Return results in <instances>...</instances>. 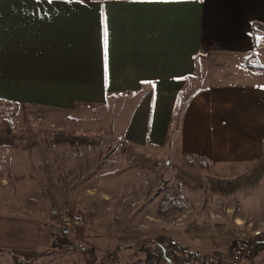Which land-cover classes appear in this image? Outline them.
<instances>
[{
    "label": "crops",
    "instance_id": "crops-1",
    "mask_svg": "<svg viewBox=\"0 0 264 264\" xmlns=\"http://www.w3.org/2000/svg\"><path fill=\"white\" fill-rule=\"evenodd\" d=\"M256 23L264 26V0H0V102L48 131L78 124L84 136L56 133L67 154H78L67 162L64 190L97 210L94 220L106 214L119 226L120 263L94 251L87 260L85 238L80 264H151L149 254L168 241L198 264L211 254L221 255L211 264H232L235 238L259 230L264 241V72L245 63L264 65ZM218 67L227 68L222 82L203 84ZM111 144L120 158L102 164ZM36 156L54 159L44 148ZM78 157L83 164L72 168ZM250 180L258 184L247 192ZM139 225L152 227L133 242ZM244 264H264V244Z\"/></svg>",
    "mask_w": 264,
    "mask_h": 264
},
{
    "label": "rangeland",
    "instance_id": "rangeland-1",
    "mask_svg": "<svg viewBox=\"0 0 264 264\" xmlns=\"http://www.w3.org/2000/svg\"><path fill=\"white\" fill-rule=\"evenodd\" d=\"M249 62H252V60L249 59ZM226 69V67H218L216 70H211V78L214 76L213 82L204 81L203 84L221 83V76ZM237 72L238 67L234 66L232 75H237ZM234 79L237 78L235 77ZM17 110L18 108L10 103L0 102V118L8 116L12 119V130L10 133L6 132L5 128H2L0 125V144L10 143V145L7 143L8 155L5 175L4 178H0V254L2 255L0 264H7L8 260L15 258L28 260L37 255L36 253L39 251H45V249L53 251V253L43 255L42 258L37 260L34 264H80L81 257L79 254L82 253L81 248L83 247L82 244L85 238L86 245L93 249L88 248L87 253L89 254L85 256L87 260L88 258H94L92 256L94 251V255L98 257L100 261L103 259L104 255L108 256V254H110L111 257H114L117 259L118 263H120L121 256L117 252L115 253L116 248H114L120 241V233L117 232L119 226L111 223L109 224L107 221L110 219L106 214V217L103 215L94 220L93 213L97 214V210L91 209L89 206L81 207L77 203L80 197H75L74 195L76 194L73 193V191L65 192L64 190L67 162L77 157L78 154L71 150L68 151L69 154H67L66 149L69 146L65 141L56 138V133L57 131L61 133L64 131L65 134L69 132L74 134L76 132V135L79 134L78 136H84V132H81V134L77 133L74 127H77L76 125L78 124L73 126L70 120L52 126V131H48L45 130L42 125L44 123L39 124L41 121H37L36 117L21 119ZM101 116L103 117V114H101ZM38 124L43 127L38 126ZM106 124L104 120L100 122V130H94V132H97L94 134V138L100 141L103 140ZM43 148L46 149V155L48 157L50 154H53L54 159L52 161L45 158L42 162V160L36 156V152L41 151ZM103 152L104 154L101 157L103 159L102 164L110 161H118L120 158V154L117 153V147L113 148L112 144L110 147L106 146ZM78 158V160L76 159L72 162L74 164L72 168H76V165L83 164L81 162L82 159L80 157ZM144 162L145 160H140L137 163ZM164 163L165 162H162V167H165ZM82 168H84L83 165ZM176 170L177 169H174L173 171ZM237 171H239V173H244L245 169L239 168ZM236 174L234 173V175ZM92 175L93 173L87 175L88 186L90 187L95 185V183L92 182ZM73 176L77 180L78 174H73ZM40 180L41 184H39ZM42 182L45 190L41 189ZM35 184L41 189L40 191L35 190ZM257 184L258 182H251L250 180V185H246V183L243 182V187L247 186V192L253 191L255 190L254 187L251 190L248 188H250L251 185L256 186ZM162 186L166 187V184H162ZM159 189L161 190L160 187ZM98 194V192L93 194L89 193L88 198L94 200L97 197L98 199ZM60 203H66L74 208H78L86 214L85 223L82 229L77 233L80 241H76L74 235L67 238L59 237V239H56L58 244L55 245L53 240L54 237H58V234L53 228V222L47 215L51 207ZM101 212L100 210V213ZM148 226L149 225H139L138 228L133 231V234H137L133 242L138 241V239H141L138 242L145 241V238L148 236L147 230L152 227ZM73 240L74 242H72ZM59 241L63 245H59ZM68 243H73L71 244L73 246L71 248L68 247L66 245ZM77 249L79 251H77ZM137 253L139 252H134L132 254L134 255L133 259H135ZM143 264H146V262L144 261Z\"/></svg>",
    "mask_w": 264,
    "mask_h": 264
},
{
    "label": "built area",
    "instance_id": "built-area-1",
    "mask_svg": "<svg viewBox=\"0 0 264 264\" xmlns=\"http://www.w3.org/2000/svg\"><path fill=\"white\" fill-rule=\"evenodd\" d=\"M48 218L53 222L60 237H71L75 232L82 229L86 220V214L66 203L53 206L48 211ZM262 234L261 231H254L252 234H245L235 238L230 245V257L232 264H244L255 255L254 243ZM74 242V240L72 241ZM73 244V243H71ZM173 256L168 258L166 251L162 256L152 260L151 264H198L196 256L174 244L172 246ZM107 257H104L106 260ZM221 259L220 254H211L204 257L205 262L214 263ZM110 264H116L114 261Z\"/></svg>",
    "mask_w": 264,
    "mask_h": 264
},
{
    "label": "trees",
    "instance_id": "trees-1",
    "mask_svg": "<svg viewBox=\"0 0 264 264\" xmlns=\"http://www.w3.org/2000/svg\"><path fill=\"white\" fill-rule=\"evenodd\" d=\"M264 26L260 25V24H254V30H257V29H263ZM246 66L250 69V70H253V71H258V72H264V65H259V64H252L251 62H249V59H246ZM0 125L2 128H5L6 132L10 133L11 130H12V119L11 117H8V116H3L0 118ZM7 150H8V145L7 144H0V177H2L4 175V172H5V165L7 163ZM197 157L194 158V160H190L189 163H195L197 162L196 161ZM203 162V161H202ZM204 168V167H203ZM209 165H208V169H209ZM204 169H207V168H204ZM175 198V197H174ZM262 236V234L256 239L255 243H254V248H255V252L257 251L258 248L261 247V244L263 245L264 244V241L260 238ZM260 238V239H259ZM54 243L55 245H57V243L55 242L54 240ZM175 243L172 242V241H168L167 243H165L163 245V250H161L160 252V255H163L164 254V250L167 252L166 253V256L168 258H171V256H173V252H172V246L174 245ZM53 253V251H45L43 254H37L36 256H39V255H49ZM158 257V255L154 256V254H149V259H154ZM16 261L17 264H29V263H32V262H21L19 261L17 258L14 259Z\"/></svg>",
    "mask_w": 264,
    "mask_h": 264
},
{
    "label": "snow or ice",
    "instance_id": "snow-or-ice-1",
    "mask_svg": "<svg viewBox=\"0 0 264 264\" xmlns=\"http://www.w3.org/2000/svg\"><path fill=\"white\" fill-rule=\"evenodd\" d=\"M103 44H104V58H105V68L107 69V52H108V29L105 25L104 31H103Z\"/></svg>",
    "mask_w": 264,
    "mask_h": 264
}]
</instances>
